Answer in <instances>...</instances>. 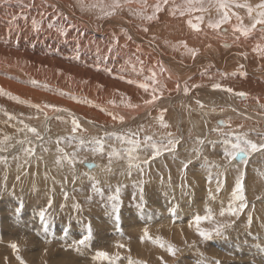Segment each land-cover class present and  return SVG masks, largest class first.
<instances>
[{
	"label": "bare ground",
	"instance_id": "obj_1",
	"mask_svg": "<svg viewBox=\"0 0 264 264\" xmlns=\"http://www.w3.org/2000/svg\"><path fill=\"white\" fill-rule=\"evenodd\" d=\"M261 1H264V0H246V2L252 5L254 9H255V6L258 4V2H261ZM121 2L123 3V0H121ZM236 2L244 3L245 0H236ZM81 3L83 4V7L81 6ZM112 3H113V0H9L8 3H0V131H2L4 134L7 133L8 137L10 139H13V138H16V136H18V134L21 131H25L27 129L25 125L33 121L34 124H36V126L39 127L40 129H42V127H45V125L51 129H54V130H51V132L50 131L49 132L51 134L50 136L56 137L58 136L57 134L59 133H57V130L55 129L67 128V130L71 131V117L69 116L68 113H72V114H75V116L80 120L81 126H84L88 133L95 132V134H101L100 132L105 133V131L112 130V129L114 131V129H118V127L121 129V132L124 133V131H126L127 129L136 130L137 127L142 125L143 123L144 125L143 134L144 133L155 134L156 132L155 135L157 136V138L161 137L165 132H169V129L171 132H177L179 128L182 129L181 132L185 130L189 132V130L191 129L192 135L196 136V133L197 134L202 133L203 130H201L200 128H204L206 131H207V127L211 129L215 128L214 126H217V121L219 120L229 121V123L227 124L220 125V127L223 126L224 128V129L222 128V130L231 129L234 132H238L237 130H238L240 121L237 124L235 120L238 118H243L241 115L245 113V109L243 108L244 106H246V108L249 107V109L252 108L253 110L259 109L261 111H264V106H262L264 105V97L261 98V96L264 95V57H261L260 55L252 51V48L255 46L256 43L258 42L264 43V41L260 40L259 31H254L252 36L245 38L241 35L240 40L233 43V41L235 40V36L233 35L232 26L234 23L237 24L238 22L236 20L235 15H231V14L238 13L239 16L242 18L244 16L245 21L243 24L246 26L250 25L252 22H249L251 19L248 15V11L246 8L231 7L229 9V15H231L230 22L227 23V25L223 24L225 26H222L220 29L214 30V29H209L207 27L208 21L210 19L215 20V18L219 19L222 13V12L221 13L219 12L223 11L222 9H218L215 6L216 0H212L211 6L209 5L208 0H205L204 7L207 9V11L204 13L196 12V13H193L192 16L190 17H179V15L177 17H172L167 13V11H162L157 14L158 16L157 21H142L138 18V16L133 15V13L129 11V7L133 9H141L143 7L144 14L151 15L152 6L155 5V3H157V0H146V5H143V6L140 3V0H133V3L131 5L124 6L121 10H119L116 13L115 16H109L107 15V13L112 11V7H111ZM176 3H182V0H176ZM53 4L56 5V8H53L51 6ZM211 12H213L214 15ZM211 14L213 15V17ZM198 15L204 16V21L201 24V31L199 33L195 32L194 30H191L186 23L187 19H192L193 22H196V16ZM64 18H66V21H64ZM33 19L37 21L42 20L41 30L39 31L34 30L33 23H32ZM49 21H52L53 23H57V24L61 23L62 21L70 22L72 24H75L76 28L71 29L68 32L67 37L65 38L64 36H61L59 33H57L55 28L49 29L47 27V24ZM141 24L149 28V31L147 33H145L142 30V28L138 27V25H141ZM120 27L127 28L129 31V34L132 35L133 40L127 42L128 48L119 49V53H120L119 55H116L115 53L111 55H106L108 46L111 42L113 32H116V34L119 36L120 45H123L125 43V37L120 33ZM259 27L260 26L258 25L257 29H259ZM224 30L226 31L229 30V32L224 33L223 32ZM235 35H240V33L237 32ZM153 37H155L154 44H150V42L153 40ZM166 40L168 41V43H165ZM181 40L187 41L189 47H196L200 49V52L195 59H193L190 55L186 54L185 50L182 47H179V46L175 48L173 47V45H179V42ZM226 43L230 44L231 46L225 47ZM209 44H211V48L207 47V45ZM137 45H140L142 49V53L140 54V59L144 61L143 73L137 74V73L129 71L128 73H124V74L126 76V79H136L139 82H146L145 77L151 75V72L149 71V69L157 72V80L160 83L166 85V89L164 91L163 98L160 101H157L156 103L160 105L161 107L168 109L167 113L165 114L166 120L170 125L168 129H162L153 119V117L158 115L159 108H152L151 106L145 107L143 105L144 99L151 98L150 92L145 93L143 89H139L135 85H128L125 81L116 79V75L120 74L121 66L124 65L125 61L129 58V56H131L132 53L135 52ZM97 48H99V52L97 51ZM241 52H247L248 53L247 57L241 56L240 55ZM158 61L161 62L164 68L166 69L164 73L159 72V68L157 66ZM241 64L244 65L243 69L240 68ZM105 67L112 69V74L105 72L104 71ZM139 69H140V65H137L138 72H139ZM221 71L223 73L235 72L237 73V75L235 76L229 75L221 79V74H222ZM241 71L246 72L247 75L246 76L240 75L239 73ZM205 72H206L205 75H201V73H205ZM186 81H189L187 83L189 84L190 88H191V85L193 84L200 85V87L194 88L195 91H193L192 94L188 93L186 95L182 91V88L184 85L183 83ZM211 81L220 82L224 87H232L236 92H239L242 89L243 92L247 93V96L242 98L236 95L235 92L229 93L222 89H213L209 85ZM177 82H179L181 85L180 91L176 90ZM213 82L211 83L213 84ZM126 97H130L131 98L130 102L133 104H139L140 107L139 108L126 107L125 103H122V101H124ZM257 97H259V99H257ZM197 99H199L202 103L206 105V108L204 111L208 113L207 115H204L203 112L198 110V105L196 104ZM33 104L41 105L42 110L38 111L37 109L33 108L31 106ZM47 104H54L57 106V108L67 109L68 112H56L53 109L45 108L44 106ZM180 106H183V108L180 109L179 108ZM213 107L216 108V111L214 112L210 111V109ZM221 108H223L222 112L220 111ZM149 111L151 112L150 116L147 114ZM45 112L47 113V117L45 116ZM109 112L112 113V115H115L117 119L113 120L112 115H109ZM33 115H36V117L40 116V119L35 120V118L32 117ZM57 115L63 116L64 120L63 121L57 120L56 119ZM119 116H124L125 117L124 121H120ZM253 119H255L256 121L259 119H261V121L263 120L262 125L264 126V116L260 115V113L259 115H252V119H249L252 121L253 125L257 126V123ZM35 121L39 122V124H37ZM89 121H94V123H89ZM138 121H140L141 124H138L137 123ZM251 121L247 120L245 121L246 122L245 124L248 125V123ZM262 125L259 124V127H262ZM249 131H250V128H249ZM207 132H205V134ZM209 132L207 134H209ZM239 132H240V129H239ZM184 133H182L184 135L183 136L184 142L189 144L190 140L188 139L187 135H185ZM28 135H31V133L30 134L28 133ZM45 135L47 136V134ZM79 135L81 134L79 133ZM87 136L88 135H86V137ZM13 140L8 139L6 141V144L3 146L4 148H6V150H4V152H2L1 154L9 153L11 151L12 153L16 154L14 155L15 157H19V155L21 154L19 152L21 146H15L14 143L10 144L11 142H13ZM26 141H27L28 146H31V144L33 143V142L29 143L27 139ZM143 142H146V141H143ZM52 144L53 143H51V146ZM38 146L40 147V145ZM186 150L191 152V150L189 149H186ZM57 153L54 155L52 151L48 152L47 153L48 157H46L47 161L45 163H49L50 160H53L52 162H55L56 161L55 156H57ZM42 154H45V152L43 151ZM161 159L162 157L159 160ZM167 160H169L168 165L170 167L173 166L174 168H176L177 166H179L176 163V161L173 160L172 158H169ZM52 162L50 164H52ZM90 163L91 161L89 162V164ZM161 163L163 164V162ZM11 164H14V163H11ZM11 164H6L5 169L1 166L4 169L2 172H4L7 175V178L9 177V179H11L12 177L14 178L19 173L24 171V169L18 170L16 165H11ZM90 165H92L90 166L92 168L91 172L95 173L98 176H101L100 175L101 168H99L100 165L99 167H93V165H95L94 163ZM155 165H156V162H155ZM30 169L32 171V167ZM174 172H177V169L176 170L172 169L170 173H173L174 175L176 174ZM178 174L179 173H177V175ZM64 175L66 176V174ZM0 176H3V175H0ZM171 178L173 179V177ZM46 180L47 179H44L45 182ZM12 183L13 185L15 184L13 181ZM158 183L161 184V182H158ZM60 184H61V181H60ZM174 185L175 184L173 185L170 184V186L172 187ZM18 186L19 185H17V187ZM164 187L166 188L165 185ZM17 192L18 191H16V193ZM19 192H21L25 196H29L32 194L28 190L26 192H23V191H19ZM21 193L20 194L18 193V194L21 195ZM8 194H10V192H8ZM39 196H41V194ZM37 198L38 197H36V199ZM33 200H32V206H35L34 204L36 202L34 203ZM10 203L8 206H6V208H4L6 209V214H7L6 219L4 217V222H5V226H8V227L4 229V226H3V229H4L3 231H1V228H0V238L2 241V243H0V246L3 248H5V245H6V244H3V242L10 243L14 241L16 242L17 245L23 244L24 240L22 241L20 238L22 237L25 238V235H24L25 231L28 233L27 230H24L25 227L21 229L23 226L22 222L19 224L18 228H15L17 225V224L16 225L14 224L16 218H15V215L13 216V211L11 213V210L9 209V207H13V204L16 206L17 201L12 202L11 204ZM259 205H262V204L260 203ZM95 208L97 209L98 207H95ZM160 208L163 209L161 206ZM7 211L8 212L10 211V213H8ZM159 211L160 210H158V212ZM89 212H92V211H89ZM97 213L99 212H96V214ZM146 213L148 214L149 212L147 211L143 215H146V218L147 216H150L148 218H150V221L152 223L154 222L152 225L156 226V229L160 228V231L158 230L159 232L162 231V232L171 234L170 231H172V233L174 232L176 233V235H178V233L179 234L181 233L179 232V231H182L181 229H179L180 225L173 226L167 223L166 225L160 226L158 228L157 226L162 225V223L157 219L158 217L156 218V216L153 214L155 212L152 211L149 213V215H147ZM188 217H191V215H189ZM161 218H164V217H161ZM21 219H19V221L17 219L16 220L20 222ZM138 219L139 217L138 218L135 217L134 219L129 218V221L126 224H129V223L134 224L136 222L135 220L141 222ZM240 221H244V220H240ZM147 223H149L148 219H147ZM187 223H189L188 227L191 226V230L196 229L198 226L200 227V225H197L193 221L191 223L190 221L187 220ZM237 224L239 223L237 222ZM140 225L148 226V224H143V223L142 224L140 223ZM152 225H150V227ZM99 227H100L101 232H104V235L101 234V236L97 238L92 245L90 243L88 245L86 243L84 245H81L80 252H71V253L68 252L66 244H71L75 241H78L79 236H73L75 235V231L72 234L67 235L68 236L67 239L71 237L70 240L66 242L60 240L58 242V245H60V247L62 243L64 245L63 246L64 250L60 252H50L49 250H51L52 248V246L50 245H53V243H47L46 242L47 235L41 234L39 231H36L38 240H36L35 238L33 239H35L36 241H34L32 238L26 240L27 243H25L24 245L29 246L30 250L24 252L25 254L24 257L30 258V260H34L35 257H37L38 259H36L33 262V264H40V262H43V264H66L65 260H67V263H68V259H69L68 255H71L70 261L76 258H78L79 261L80 259L81 260L87 259L89 263L88 262L86 263L85 261V262H82V264H90V262H92L91 258L94 259L96 256V253L99 251H102V249L100 248L102 246H105V249L103 251L106 250L107 252H111V253L118 251V247H116L117 246L116 241H118V237H115L114 236L115 234L111 235L108 232H106L105 230L106 226H103L105 227L103 228L102 226L97 225L95 228V232L97 229H99ZM38 229L42 230L41 227H39ZM148 229L150 228L148 227ZM8 231H9V234L6 235L4 238H2L1 232L3 235H5V232H8ZM131 231L132 232L138 231V228L135 227V225H132L130 232ZM66 233H68V230ZM105 233L108 234V236L110 237L105 236ZM163 236H166V235H163ZM172 237L170 238L172 239ZM157 238L158 237L154 238V240ZM137 240H140L138 241L139 243L142 241L141 238ZM157 240H155V242ZM120 241L121 239H119V242ZM166 241L164 242L165 244L168 245ZM239 241L242 244L244 243L242 239ZM239 241L238 243H240ZM248 242H249V239H248ZM142 243L143 242H141V244ZM247 243H246V246L248 244L251 245V242H249L248 244ZM146 245L147 244L140 245L137 247L142 249V247L143 246L145 247ZM55 246L53 248H55ZM149 246H146L145 249H148ZM18 247H20L19 255L21 256L23 253V250L20 245ZM150 248H152V246ZM238 248H240V246ZM121 249L124 252L128 251L127 253L131 252V250L129 249V246H127V249L126 248H121ZM134 249L136 250V248ZM156 249L157 248H155V250ZM210 249H209V252L211 253L213 250H210ZM45 250H47V253L44 252ZM10 251L13 252L12 248H10ZM151 251L154 252L153 250L150 249V252ZM149 253H147L148 255L146 256H149ZM155 253L156 251L154 252L153 256H155ZM136 254L134 253V255ZM13 255H14L13 256L14 259H16V253L13 252ZM56 255H59V257H55ZM110 256L112 255L110 254ZM44 257H48V259L50 258L49 260L51 261L48 262V260ZM158 257H160V255ZM249 258L251 259L250 255H249ZM194 259H197V258H194ZM101 262L102 260L99 261V263L96 261V264H101ZM208 264H209V261H208Z\"/></svg>",
	"mask_w": 264,
	"mask_h": 264
},
{
	"label": "rangeland",
	"instance_id": "obj_2",
	"mask_svg": "<svg viewBox=\"0 0 264 264\" xmlns=\"http://www.w3.org/2000/svg\"><path fill=\"white\" fill-rule=\"evenodd\" d=\"M262 2H264V1L258 2V4H260ZM221 12L222 11H220L219 13H221ZM211 13L213 14V12H211ZM254 14L255 15L257 14L256 11H254L252 15H254ZM213 15H212V17H213ZM244 18L245 17L243 16V23L245 21ZM215 20H216V18H215ZM249 22H252V19ZM225 25H227V24H225ZM225 25H222V26H225ZM233 25H235V23ZM226 30H224L223 32L228 33L229 30L228 31H226ZM186 82H189V81H186ZM211 82H213V81H211ZM211 82L210 83L208 82L210 87L212 85ZM190 89H191L190 91H192V92H189V93L192 94L193 91H195V90H194V88H190ZM241 91H242V89H241ZM262 97H264V95H262L261 98ZM188 104H190V103H188ZM179 108L182 109L183 106H180ZM243 108L245 109V113L241 115L243 118H238L239 120L238 119L235 120L237 122V124L240 121L239 126H238V130H237L238 132H236V133H247L249 138L258 141L261 139V137L257 136V133H264L263 132L264 130H262V129H264V126L262 125L263 120L261 121V119H259L256 121L255 119H253L257 123V126H256V125H253L252 121L249 119H252V115H259V113H260V115L264 116V111H261L259 109L253 110L252 108L249 109V107L246 108V106H244ZM32 117L35 118V120L40 119V116L36 117V115H33ZM246 118L248 121H251L248 123V125L245 124L246 123L245 121H247ZM242 121H243V123H242ZM36 123L39 124V122H36ZM137 123L141 124L140 121H138ZM33 124H34V122L32 121V122H29L27 125H28V127H35L36 128L37 127L36 124H34V125ZM251 124H252V126H251ZM259 124H261L262 127H259ZM142 125H143V123H142ZM250 126L252 127V129ZM214 127H216V126H214ZM46 128L50 129L49 130L50 132H51V130H54V129L49 128L46 125H45V127H42V129L37 127V130H39V132L40 131L43 132V133H41V132L40 133H41V135H44V137H45V142L43 143V147L48 148L50 150V151L48 150V152L52 151L55 155L57 153L56 152V149H57L56 145L57 144L55 143L56 138L59 135L60 136L69 135V134H71V131L67 130V128L55 129V130H57V133H59V134H57L58 136L54 137V136H50L51 134L49 131L45 130ZM222 128H223V126L221 127V129ZM242 128L243 129L245 128L246 130L245 129L243 130ZM249 128H250V131H249ZM253 128H254V130H253ZM85 129L86 128L84 126H81V129L78 130L79 132L77 131L76 135H79V133H80L81 135H79V136L84 138L86 142L92 136H95V135L99 136V137L102 136V138L104 137V132H100L101 134H95V132H93V133L89 132L88 133L87 131H85ZM200 129L203 130L202 133H198V134L196 133V136L192 135L193 138H195L197 136H206L207 135V137H209V139H220L218 136H216L217 134L215 132L211 131V128L207 127V131L208 132L210 131L209 134H207L208 132L204 128H200ZM239 129H240V132H239ZM26 130L21 131L18 134L19 137L16 136V138H13L14 140L10 139L8 137L7 133L4 134L2 131H0V143H2L3 146L6 144L4 142L5 140H3L6 137H8L9 140H13V142H11L10 144L14 143L15 146H21L20 151H19L21 154L19 155L18 160L14 159V157H15L14 155H16L15 153H12L10 151L9 153L1 154L2 152H4V150L1 151L0 156H3V157L5 156L7 158V163L4 164L1 162L0 167L2 166L5 169L6 164L14 163L11 165L17 166V164H23L25 160L29 161V165L24 166L22 168V169H24V171L19 173L20 180H16L17 176H15L14 178L12 177L11 179H9V177L7 178V181H6V183L8 184L7 190H4V188H3V185L5 183L4 178H5L6 174L4 172H2L4 169L2 167L0 168V175H3V176H0V179H2V180H0V224H1L0 228H1V231H3L4 229H6V227H8V226H5V222H4V217L6 219V216H7L6 209H4V208H6V206H8L10 202L11 203L16 202V201H18V199L23 200L25 205H26V209H27L26 213H25V215L20 216V217L15 216V218L18 221H19V219H21V217H22V219L20 222H18L15 219L14 224L15 225L17 224L15 228H18L19 224L22 222L23 226L21 229H23L25 227L24 230L28 231V233L26 231L24 233L25 238L27 237L26 239L24 237H22L23 239L20 238L22 241L24 240L23 244H19L23 250L21 257L26 262V264H33V262L36 259H38L37 257H35L34 260H30V258L24 257V255H25L24 252L30 250L29 246L24 245L25 243H27L26 240L30 239V238H32V239L35 238L36 240H38L36 231H39L41 234L47 235V240H46L47 243H53V245H50V246H52L51 250H49V249H47V250H49L50 252H60V251L64 250L63 249L64 245L62 243L61 247H60V245H58V242L60 240L65 241V242L70 240L71 237L69 239H67V237H68L67 235L72 234L74 231H75V235H73V236H79L80 239H83V237L85 235H87V225L89 222L91 224L93 223L92 224L93 230H92L91 238L85 242L87 245L89 243L92 245L95 242V240L101 236V234L104 235V232H101L100 227L95 232L96 226L100 225L102 227L106 226V228L103 227V228H105L106 232H108L111 235L115 234L114 236L118 237V241H116L117 246L114 244L116 247H118L119 244H124L125 245L124 248L127 249V246H129V249L131 250V252L129 251L130 253H127L128 251L124 252L120 247H118L117 252H112V253L109 252L112 256L113 255L115 256L116 253L121 252L119 254L120 258L118 260L103 259V258H100V259L91 258L92 262H90V264H94V263L96 264V261L99 263V261H101V260H102L101 264H112V263L113 264H134V262H135V264H139L140 261H144L145 264H181V263L182 264H208V261H209V264H213V263L214 264H244V263L245 264H253V263L264 264V256H263L264 255V250H263L264 249V241H263L264 240V205H263L264 204V156H262L260 154H253L249 158V163H248L247 168H246V174H247L246 175V196H247V200H248V208H246L244 210V213L241 214L240 217L236 220L235 225L231 228H228L223 235H221V236L213 235V237L210 240L205 241V240H203V238H201L198 235V233L196 231L197 228L191 230V226L188 227L189 223H187V220L190 221L191 223H192V221L195 222V216L196 215H201V216L207 215L208 214L207 213L208 208H212L213 210L215 209L213 211L214 212L213 215H215V216H217V218H219L218 212L221 208L220 201L225 199L224 203L226 206L228 203L227 197H228L229 193L225 192L224 189H221V191L218 193L215 192V181L213 180L211 183H209L207 180V172L200 167L199 162H195V167L192 168L191 171H189V174L187 175V179L184 181L185 188L183 191L185 194H182V189L180 187L181 178H180V172L178 171V169H180L179 167H181L180 161L185 159V157L191 155V152L186 150V149H189V150L192 149L193 141L190 140L189 144L182 142L183 146L182 145L178 146L179 148H178L177 152L179 151L178 152L179 157L175 161L179 166H177L176 168H174L172 165H171L172 167H170L168 165L169 160H167V159L172 158V157L168 152H163L161 156H158L159 158L158 157L157 158L156 157H150L151 160L149 159L148 165H141L142 167L145 168V172L138 173L135 170H133L131 175L121 174L122 170L127 167V160H126V158L121 159L120 157H116V156L112 157L113 163H112L111 167H112V169L113 168L114 169H113L112 173L107 174L104 171V168H105V165L108 164V157L105 155L102 158L98 153H94V152L90 151L91 145H87L85 147H81L80 148L81 150L79 149L78 158L84 159L86 157L87 161H88V163H86V164H89V162L91 161L90 164L94 163V164L100 165L99 168H101V171H100L101 176H98L95 173L91 172V170H92L91 167L87 166L86 164H80V163L76 164V172H75L76 176H74L70 172V170L67 166L59 168L55 162H52L53 160H50L49 163H45L47 161L46 157H48V154H47L48 152H45V154H42L43 151L41 149V146L40 147L38 146V145H40L41 142L37 141L35 139L34 135L31 132H27L28 130L27 131ZM44 130H45V132H44ZM65 131H67V132H65ZM181 131H182V129L179 128L177 132H172V133H174L178 136H181V134L185 132L184 134L187 135V137H188V134H187L188 131L187 130H185L183 132H181ZM223 131L229 132L232 130L231 129L230 130L225 129ZM243 131H245V132H243ZM60 132H61V134H60ZM63 132H64V134H63ZM105 132H117L118 134H123L119 127H118V129H114V131L112 129V130H108ZM143 132H144V130H143ZM143 132H141L137 137H135V139L142 141L141 146H140L141 148H139V150H136L137 153H135L136 155H138L141 158V160H143V158L147 154L145 149H144V144L147 143V142H143V141H145L144 136L145 135H153L155 138H157V136L155 135L156 132H155V134H151V133H147V134L144 133L143 134ZM169 132H171L170 129H169ZM205 132H207V133L205 134ZM28 133L29 134L31 133V135H28ZM65 133H67V134H65ZM45 134H47V136ZM86 135H88V136L86 137ZM140 135H141V137H140ZM182 136H184V135L182 134ZM257 137H259V138H257ZM48 138L49 139L51 138L52 141L48 142L49 141ZM129 138L131 139L132 137H129ZM159 138H157V140H159ZM26 139L28 140V142H33L31 144V146H28ZM113 139L108 141V143L116 146L117 148H120L121 142L118 141V143H117L115 138H113ZM232 139L234 141L235 137H232ZM22 141L24 144H21ZM51 143H53L52 146H51ZM76 143H77L76 141H72L71 144H69L65 141H61V144L59 145V147H63L65 149V151L71 153L72 151H74L76 149ZM64 145H66V146H64ZM123 146L127 147L128 145L125 142ZM29 147L36 148V153L34 155L35 158L33 156L31 157V156L25 155V152L23 151V149H26ZM106 147H107V145H106ZM40 151H42V152H40ZM180 151H182V152H180ZM12 154H13V156H12ZM165 154H167V155H165ZM221 154L223 155L222 149H219L218 153L213 152L212 150H208V152H205V155L208 156L209 160L220 161L221 157H222ZM41 155H42L43 159L37 161L36 157H39ZM60 155L61 154L57 153V156H55L56 157L55 160ZM216 155H217V157H216ZM121 156L126 157V154L121 152ZM161 157H162V159L159 160ZM10 158H11V160H10ZM152 158H154L155 160ZM156 159H158V160H156ZM51 162H52V164H50ZM155 162H156L157 166L155 165ZM161 162H163V164ZM38 164H39V166H38ZM31 167H32V171L30 169ZM157 167H159V168L161 167L160 170ZM172 169L173 170L177 169V172H174L176 174L173 175V173H170ZM43 170H44V172H43ZM213 171H215V170H213ZM45 172L48 173V178L45 177ZM2 173H4V174H2ZM23 173H27V174L25 175ZM36 173L38 176L36 175ZM177 173H179V174L177 175ZM64 174H66L67 177ZM90 175H94V176L96 175L95 177L100 183L95 184L94 181L89 179ZM28 177H29V179H28ZM105 177L107 178V180ZM171 177H173L174 180ZM98 178H100V179H98ZM101 178H103V179H101ZM199 178H201V179H199ZM44 179H47L49 183L47 182V180L45 182ZM25 180H27V181H25ZM164 180H166V181H164ZM12 181L19 186L17 187V185H15V184L13 185ZM60 181H61V184H60ZM62 182H64V183H62ZM158 182H161V184ZM232 183H233L232 175H229L226 178L225 187L226 186L228 187V185L232 184ZM170 184L171 185L175 184V185L172 187V186H170ZM33 185H35V190L33 189ZM40 185H42V186H40ZM62 185H63V187H62ZM164 185L166 186V188L164 187ZM109 186H111V187H109ZM52 188L55 189V203L52 206V210L49 213V216L46 217V219L41 220L39 217V213H40L42 208H45L47 206L45 203H46V201L50 195L49 190ZM141 188L143 189V199H141V194H140ZM210 188L212 189L213 193L218 197L216 200H212L210 198V196L208 194V191ZM117 189H119V192H117ZM27 190L30 191V193H32V194L29 196H25L21 192H19V191L26 192ZM16 191H18V192L16 193ZM189 191H190L191 195L187 194ZM8 192H10V194H8ZM13 192L15 193V195L11 194ZM18 193L19 194L21 193V195H19ZM65 193H67V199L65 198V195H64ZM40 194H41V196H39ZM2 195H4V196H2ZM16 195H17V197H16ZM116 195H119L120 201L122 202L119 221H116L115 216L111 214V205L113 203H117L118 201L109 199V197L116 196ZM36 197H38V198L36 199ZM257 197H261V198L257 199ZM2 199H3V201H2ZM7 199H9L11 201H9ZM32 200L34 203L36 202L34 204L35 206H32ZM6 203H7V205H6ZM77 203L81 205L80 208H76L73 206L74 204H77ZM260 203L262 205H259ZM161 204H163L164 206ZM160 206L163 209H161ZM253 206H254V209H253ZM14 207H15L14 204H13V207H9V209L11 210V213H12ZM95 207H98V208L96 209ZM151 207H152V209H151ZM92 208H94V209H92ZM1 209H2V211H1ZM158 210H160V211L158 212ZM89 211H92V212H89ZM144 211L145 212L148 211L149 213L152 211L155 212L153 214L156 216V218L158 217L157 219L162 223V225L157 226L158 228L160 226L166 225L167 223H169L170 225H173V226L180 225L179 229H181L182 231H179V232H181V233L180 234L178 233V235H176V233H174V232L172 233V231H170L171 234H168V233L162 232V231L159 232L160 228L156 229V226L152 225L154 222L152 223L150 221V218H148L150 216H147V218H146V215H143L145 213ZM165 211L166 212L168 211L167 214ZM249 211H251L252 215H253V222H252L250 227H248L246 222H245L246 221V215L249 213ZM96 212H99V213L96 214ZM170 212H171V214H170ZM8 213H10V211ZM149 213L148 214L146 213V214L149 215ZM92 214H94V215H92ZM189 215H191V217H188ZM13 216H14V214H13ZM85 216H86V218H85ZM87 217H89V218H87ZM135 217L136 218L139 217L138 220H140L141 222L135 220L136 222L134 224H132V223L126 224L129 221V218L134 219ZM161 217H164V218H161ZM147 219H148L149 223H147ZM167 219H169V220H167ZM107 220H109V221H107ZM240 220H244V221H240ZM168 221H170V222H168ZM98 222H100V223H98ZM180 222H182V223H180ZM237 222L239 224H237ZM140 223L141 224L142 223L148 224V226L147 225H145L146 227L144 225L141 226ZM41 225H43V227H41ZM132 225H135V227L138 228V231H135V232L131 231L130 232ZM150 225H152V226L150 227ZM199 225H200V228H202V229H209L213 226V221L202 220V221H200ZM3 226H4V229H3ZM39 227H41L42 230L38 229ZM148 227L150 229H148ZM146 228L148 229V234H147L148 236H146V234L144 233V229H146ZM66 229L68 230V233H66L67 232ZM110 231H111V233H110ZM8 234H9V231L5 232V235H3L1 232V237L4 238ZM120 234H121V236H120ZM163 235H166V236H163ZM105 236H108V234L105 233ZM108 237H110V236H108ZM156 237H158L157 239H159V240L155 239V240H157L155 242L154 238H156ZM170 237H172V239ZM50 238H51V240H50ZM79 238H78V241L80 240ZM140 238L142 240L141 242H143L144 244L143 243L141 244V242L140 243L138 242L140 240H137V239H140ZM160 238H162L163 240ZM252 238H253V240H252ZM35 239H33V240L36 241ZM63 239H65V240H63ZM119 239H121L120 242H119ZM241 239L244 241L243 244H245V245H243L239 241ZM248 239H249V242H251V245L248 244L249 243ZM172 240H174V241H172ZM145 241H147V242H145ZM159 241H160V243H159ZM164 241H166V243H168V244L175 245L176 248L179 249V251L177 252V254L175 256H173L169 251L166 250L167 244H165ZM193 241H195L196 243L193 244ZM238 241L240 243H238ZM13 242H10V243L3 242V244H6L5 248L0 246V264H20V261H18L17 259H14L13 252L10 251V248H11L10 244ZM0 243H2L1 238H0ZM155 243H156V245H155ZM161 243L165 244V246L161 247L160 246ZM246 243L248 244L247 246H246ZM133 244H134V246H133ZM145 244H147L146 246L150 245L148 247V249H145L146 246L145 247L143 246L142 249L137 247V246L145 245ZM54 246H55V248H53ZM151 246H152V248H150ZM239 246H240V248H238ZM250 246H252V247H250ZM257 246H258V248H257ZM254 247H255V249H254ZM100 248L103 251L105 249V246H102ZM134 248H136V250H138V251H136ZM155 248H157L158 250L157 249L155 250ZM33 249H34V247H33ZM150 249L153 250L154 252L156 251L157 254L155 253V256H153L154 252H152V251L150 252ZM209 249L213 250V251L210 253ZM144 250H146V251H144ZM247 250L250 252V254ZM143 251H144V253H143ZM181 251H182V253H181ZM146 252L147 253L150 252L149 256H146V255H148ZM242 252H243V254H242ZM134 253L135 254L137 253V254L134 255ZM255 254L256 255L258 254V255L256 256ZM157 255L158 256L160 255V257H158ZM249 255H250L251 259L249 258ZM135 256H136V258H135ZM245 256H247V257H245ZM5 257L8 258L7 262L5 261ZM55 257H59V255H56ZM44 258H46L48 260V262L51 261V260H49L50 258L48 259V257H44ZM161 258H163V259H161ZM194 258H197V259H194ZM175 259H177V260H175ZM65 261H66L65 263L68 264L67 260H65ZM85 261H86V263L88 262L87 259H82V260L80 259V261H79L78 258H76V259H73L72 261H70V264H74V263L75 264H79V263L82 264V262H85ZM93 261H95V262H93ZM212 261H214V262H212ZM183 262H185V263H183ZM40 264H43V262H40Z\"/></svg>",
	"mask_w": 264,
	"mask_h": 264
},
{
	"label": "snow or ice",
	"instance_id": "obj_3",
	"mask_svg": "<svg viewBox=\"0 0 264 264\" xmlns=\"http://www.w3.org/2000/svg\"><path fill=\"white\" fill-rule=\"evenodd\" d=\"M9 0H0V3H8ZM205 0H182V3H176V0H157V3L152 6V13L151 15L144 14L143 7L141 9H133L129 7V11L133 13V15L138 16V18L142 21H157L158 16L157 14L162 11H167V13L172 17H190L193 13L199 12L204 13L207 11V9L204 7ZM209 5H212V0H208ZM133 3V0H123V3L121 0H113V3L111 5L112 11L108 12L107 15L109 16H115L116 13L121 10L126 5H131ZM140 3L143 5H146V0H140ZM53 8H56V5H51ZM81 6L83 7V4L81 3ZM218 9H222V13L220 15L219 19L216 20H209L207 27L209 29H220L223 24H227L231 20V15H235L237 24L233 25V35L235 36L236 41L240 40V36L247 38L252 36L254 31H259L260 33V40L264 41V2L260 3L259 5L255 6V9L252 5L248 4L245 0L244 3H237L236 0H216V5ZM231 7H240V8H246L248 11L249 17L252 19V23L250 25H244L243 24V18L239 16L238 13H232L229 15V9ZM256 11V15L253 16V12ZM62 16V14H61ZM64 21H66V18H64ZM204 21L203 15L196 16V22H193L192 19H187L186 23L188 27L191 30H194L195 32L199 33L201 31V24ZM33 28L36 31L41 30L42 20L37 21L33 19ZM260 26L259 29H257V26ZM47 27L49 29L55 28L57 33H59L61 36H64L65 38L68 35V32L71 29L76 28L75 24H72L70 22H61V23H53L52 21H49L47 24ZM139 28H142V30L147 33L149 31V28L144 26L143 24L138 25ZM237 32L240 33V35H235ZM120 33L125 37V43L123 45H120L119 43V36L116 34V32L112 33L111 42L108 46L106 55H111L115 53L116 55H119V49L120 48H128V41H132L133 37L129 34V31L127 28L120 27ZM155 37H153V40L150 42V44H154ZM165 43H168L166 40ZM182 47L186 54L190 55L193 59L197 57V55L200 52L199 48L196 47H189L187 41L181 40L179 42V45H173V47ZM231 45L225 44V47H230ZM207 47L211 48V44L207 45ZM97 51L99 52V48H97ZM252 51L260 55L261 57H264V43H256L255 46L252 48ZM142 53V49L140 45L136 46L135 52L132 53L131 56L125 61V64L121 66L120 68V74L116 75V79L125 81L128 85H135L139 89H143L145 93L151 94L150 99H144L143 105L145 107L151 106L152 108H159L158 115L153 117V119L156 121V123L162 128V129H168L170 127L169 123L166 120V113L168 111L167 108L161 107L156 102L160 101L164 96V91L166 89V85L160 83L157 80V72L149 69L151 72L150 76L145 77L146 82H139L136 79H126V76L124 73H128L129 71L142 74L143 73V65L144 61L140 59V54ZM241 56L247 57V52H241ZM137 65H140L139 72L137 71ZM130 66V68H129ZM157 66L159 68L160 73H164L166 69L164 68L163 64L161 62H157ZM240 68L243 69L244 65H240ZM105 72H108L109 74H112V69L105 67ZM205 73H201V75H205ZM240 75H247L246 72L241 71L239 73ZM229 75L235 76L237 73H222L221 79L224 77H227ZM200 87V85H191V88H197ZM213 89H222L226 92L233 93L235 92L236 95L244 98L247 96L246 92L239 91L236 92L232 87H224L220 82H215L211 85ZM176 90H181V85L179 82L176 83ZM182 91L184 94H188L190 92V86L187 82L184 83ZM75 98V97H74ZM259 99V97H257ZM131 98L126 97L122 103H125V106L128 108H139V104H133L130 102ZM114 103V101H113ZM196 104L198 105V110L203 112L204 115H207L208 113L205 112L206 105L202 103L199 99L196 100ZM33 108L37 109L38 111H41V105L39 104H33L31 105ZM264 106V105H262ZM45 108L53 109L56 112H68L67 109L64 108H57L54 104H47L44 106ZM190 107V106H189ZM107 111V110H105ZM210 111H216V108L213 107L210 109ZM220 111H223V108L220 109ZM71 117V134L65 135V136H58L55 140V143L57 144L56 151L60 153L61 155L56 159L55 163L58 167H68L70 172L75 176L76 172V164H86L88 163L87 158L79 159L78 153L79 149L81 147H85L87 145H91L90 151L94 153H98L102 158L106 155L108 157V164L105 165L104 171L108 174L112 173L113 169L111 167L113 160L112 157H120L121 159L127 160V167L122 170L121 174H127L131 175L132 171L135 170L138 173L145 172V168L141 165H148L149 164V158L150 157H158L161 156L163 152H168L173 160L178 159V146L182 145V142H184L183 136H177L172 132H165L159 140H157L153 135H145L144 140L147 142L144 144V149L146 151V155L141 160V158L136 155V150H138L141 146V141L138 139H135L141 132L144 130V125L138 126L136 130L127 129L124 131L123 134H118L117 132H105L104 138L99 136H92L87 142L84 138L81 136L76 135L77 131L81 129V122L80 120L75 116V114L68 113ZM149 116L151 115V112L149 111L147 113ZM109 115H112V113L109 112ZM45 116L47 117V113L45 112ZM113 120L117 119L115 115H112ZM57 120H64V117L61 115L56 116ZM124 116H119L120 121H124ZM67 122V121H65ZM23 123V122H22ZM89 123H94V121H89ZM206 123V121H205ZM229 121L227 120H219L217 121V126L213 129H211L212 132H215L217 136L220 139H209L207 136H197L193 138L191 129L188 132V139L193 140V147L191 149V155L185 157L184 160L180 161L181 167L179 169L180 172V178H181V189L182 194L184 193L185 184L184 181L187 179L188 172L192 170V168L195 167V162L200 163V167L204 169L207 172V180L209 183H211L213 180L215 181V192H220L221 189H224L225 192H228L229 195L227 197L228 203L225 206L224 200H221V208L218 212V217L213 215V209L208 208L207 209V215H196L195 216V222L197 225H199L200 221L202 220H211L213 221V226L209 229H202L199 226L197 227L196 231L198 235L203 238V240L207 241L210 240L213 235L221 236L225 233V231L228 228H231L235 225L236 220L240 217L241 214L244 213V210L248 208V200L246 196V168L249 163V158L253 154H260L264 156V133H257L258 136L261 137L260 140H253L249 138L247 133H236L234 131L225 132L221 129V124H227ZM26 128H28V131L31 132L35 139L37 141H40L42 151L47 152L49 149L46 147H43V143L45 142V137L41 135V133L37 130L35 127H28V125H25ZM46 131H49L50 129H45ZM85 131H87L85 129ZM129 137H132L131 139ZM232 137H235V140L233 141ZM106 138V139H105ZM115 138L116 141L121 142V147L117 148L114 145H111L108 143V141ZM9 138H5V143ZM61 141H65L69 144H71L72 141H76V149L72 151L71 153L66 152L63 147H59ZM48 142H51L49 139ZM128 145L127 147L123 146L124 143ZM30 143V142H29ZM23 144V141L21 142ZM107 145V147H106ZM223 150V155L221 157L220 161L217 160H209L208 156L205 155V152L208 150H212L213 152H217L218 150ZM6 150V148L3 147V144L0 143V151ZM26 156H34L36 153V148H26L23 149ZM121 152L126 154V157L121 156ZM14 159H19V157H14ZM37 161L42 160L43 157L39 156L36 157ZM0 162L7 163V158L0 156ZM29 165V161L25 160L23 164H17V168L22 169L24 166ZM93 167H99L98 164L93 165ZM215 170V171H213ZM25 175L27 173H24ZM232 175L233 183L229 184L228 187H225V181L226 178ZM45 177L48 178V173H45ZM17 180H20V175L18 174L16 177ZM89 179L94 181L95 184H99L100 182L96 179L94 175H90ZM5 183L3 185L4 190H7V176L5 175ZM63 187V185H62ZM111 187V186H109ZM33 189L35 190V185H33ZM117 192H119V189H117ZM49 197L46 201V207L42 208L39 217L41 220L46 219V217L49 216V213L52 210V206L55 203V189L52 188L49 190ZM15 195V193H12ZM141 199H143V189H140ZM191 195L190 191L187 193ZM208 194L212 200H216L218 197L213 193L212 189L210 188L208 191ZM65 198L67 199V193L64 194ZM261 197H257V199H260ZM90 199V198H89ZM110 200L118 201L117 203H113L111 205V214L115 216V220H120V210L122 202L120 201L119 195L109 197ZM76 208H80V204H74L73 205ZM254 209V206H253ZM26 205L23 200L18 199L16 206L13 209V214L16 217L23 216L26 213ZM253 222V215L252 212L249 211V213L246 215V224L248 227L251 226ZM74 226V225H73ZM43 227V225H41ZM144 233L148 234V229H144ZM92 236V224L89 222L87 225V235L83 237V239H80L79 241H75L71 244H66V247L68 249V252H80L81 245H84L86 241H88ZM143 238V237H142ZM196 242L193 241V244ZM161 247H164L165 245L163 243L160 244ZM10 247L12 248L13 252L16 253V259L20 261V264H26V262L23 260V258L19 255V247L18 245L13 242L10 244ZM118 247L124 248V244H119ZM167 251H169L173 256L177 254L179 251L178 248H176L175 245L168 244L167 245ZM47 252V250H45ZM68 264H70L71 255H68ZM96 259H115L118 260L120 258L119 253H116V255L110 256L109 252L107 251H99L96 253L95 256ZM163 259V258H161ZM8 258L5 257V261L7 262ZM135 264V262H134ZM139 264H145L144 261H140Z\"/></svg>",
	"mask_w": 264,
	"mask_h": 264
},
{
	"label": "water",
	"instance_id": "obj_4",
	"mask_svg": "<svg viewBox=\"0 0 264 264\" xmlns=\"http://www.w3.org/2000/svg\"><path fill=\"white\" fill-rule=\"evenodd\" d=\"M86 165L89 166V167L92 166V165H90V164H86Z\"/></svg>",
	"mask_w": 264,
	"mask_h": 264
}]
</instances>
